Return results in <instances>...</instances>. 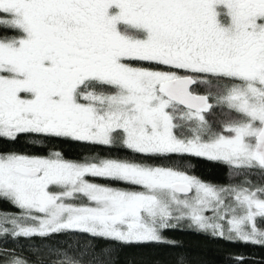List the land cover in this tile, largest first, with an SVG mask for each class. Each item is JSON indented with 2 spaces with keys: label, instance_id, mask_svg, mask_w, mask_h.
<instances>
[{
  "label": "snow or ice",
  "instance_id": "obj_1",
  "mask_svg": "<svg viewBox=\"0 0 264 264\" xmlns=\"http://www.w3.org/2000/svg\"><path fill=\"white\" fill-rule=\"evenodd\" d=\"M0 204L27 241L0 264H209L176 230L264 247V0H0Z\"/></svg>",
  "mask_w": 264,
  "mask_h": 264
},
{
  "label": "trees",
  "instance_id": "obj_2",
  "mask_svg": "<svg viewBox=\"0 0 264 264\" xmlns=\"http://www.w3.org/2000/svg\"><path fill=\"white\" fill-rule=\"evenodd\" d=\"M201 92L204 89H199ZM62 150L65 152L68 159H81L84 155H91L99 153L100 155L107 154L100 148H92L88 145H62ZM197 164L194 173L201 178L211 181L215 184L229 183L228 168L218 164H207L202 161L195 162ZM98 182L104 183L103 180ZM0 211L16 212L17 209L8 204H0ZM176 239L183 242L185 249L190 250L194 255L206 260L209 264H233L229 260V255H243L247 258L248 264H264V247L260 245H245L242 243H229L223 240L210 239L205 235H196L187 231L176 230L172 233ZM27 247V241L20 240L19 243L14 244L9 238L5 245L0 240V247ZM158 249L147 248H130L126 249V254L130 258H139L141 253L156 252ZM171 251V250H168ZM23 255L27 256L29 253L26 251Z\"/></svg>",
  "mask_w": 264,
  "mask_h": 264
},
{
  "label": "flooded vegetation",
  "instance_id": "obj_3",
  "mask_svg": "<svg viewBox=\"0 0 264 264\" xmlns=\"http://www.w3.org/2000/svg\"><path fill=\"white\" fill-rule=\"evenodd\" d=\"M200 89H203V88H200Z\"/></svg>",
  "mask_w": 264,
  "mask_h": 264
}]
</instances>
